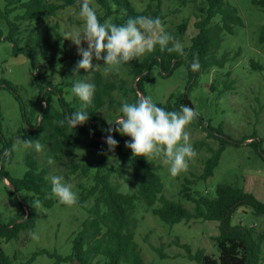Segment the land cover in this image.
Returning <instances> with one entry per match:
<instances>
[{"label":"rangeland","instance_id":"obj_1","mask_svg":"<svg viewBox=\"0 0 264 264\" xmlns=\"http://www.w3.org/2000/svg\"><path fill=\"white\" fill-rule=\"evenodd\" d=\"M130 1L137 11L144 10L148 4L156 5L154 0ZM161 2L166 14L162 24L164 29L173 28L183 20L189 21L186 35L180 41L184 47H187L189 38L196 33L193 27L196 11L192 4H186L177 11L176 0H161ZM225 3L237 9L244 24L234 27L231 35L222 34V42L216 51V56L220 57L224 53L230 55L229 61L223 68H211L200 74L191 89L190 85L193 81L189 80L187 70L182 65L169 77L161 76L158 69L153 68L143 83L144 96H150L156 106L165 105L171 95L175 99L181 94H188L193 109L198 113L197 117L204 120L205 127L208 126L206 132L197 126L195 121L186 126L185 131L189 133L190 143L197 153L189 160L187 171L173 177L170 175L169 165L163 163L162 155L154 156L149 160L145 158L157 169L164 196L172 202L180 203L188 210L191 209V204L179 195L182 185L185 180H191L201 174L204 161L210 156L208 148L217 149L222 140L230 143L224 146L212 176L206 180L194 181L188 186L189 191L214 197L217 185L231 184L251 193L264 204V163L259 151H254L248 146L253 140H257L260 149L264 151V12L254 7L251 0H225ZM90 6L97 13L99 12L94 0H90ZM16 13L21 11H16L13 15ZM217 21L218 18L215 19V22ZM83 25L84 21L79 17V9L70 8L57 12L54 18L43 22L23 21L21 23L23 37L29 34L33 36L37 30L42 36L41 47L35 55V69L32 71L25 57L13 56L10 44L0 41V83L5 81L10 86L16 87L30 110L38 95L32 80L37 75L45 76L49 82L62 89L68 102L82 107V102L72 93L74 78L70 77L72 68L80 57L77 55L76 46L71 40L64 39V34L81 32ZM0 30L3 35L6 34L7 28L4 22H0ZM54 31L65 41L64 45H57ZM144 56L146 54L138 60ZM93 63L97 61L94 60ZM96 71L104 80L122 88L113 91L111 104H106L98 112L100 122L96 124L95 129L103 135L105 131L102 130L109 127L107 120L115 121L120 116L119 109L124 102L133 103V94L130 93L129 88L134 82L128 74V64L108 73H105L103 67ZM93 72L86 73L82 69L80 79L91 83ZM226 81H232V86L229 90L222 91ZM212 82H214L213 89H211ZM53 101L55 102V98ZM0 113V131L12 150L11 162L2 163L7 175L14 179L21 178L27 169L25 157L30 156L42 161V167L47 170L49 177L62 176L63 182L70 184L78 197L75 205L66 206L53 196L55 201L53 207L39 208L42 216L36 221L31 232H20L16 239L9 242L0 240V253L10 259L15 257L14 264H73L63 258L70 255L72 239L81 230L88 216V209L95 202L94 198H90L79 205L80 191L93 185V177L98 169L100 173H105L119 165L117 148L114 152L107 151V159L100 165V155L84 147L77 149L70 158L53 154L41 143L42 150L39 152L34 148L25 149L17 145L16 140L17 137L29 139V129L22 122L17 101L6 89H0ZM114 133L120 138L118 146L121 152L132 157L131 150L125 147L126 140H122L125 136ZM207 133H210L211 137H207ZM235 142L239 145L232 144ZM49 158L53 161L52 164L48 163ZM123 176L120 177L113 172L110 181L121 194H134L136 185L132 180V169L129 164L125 166ZM49 182L51 183L50 179ZM13 192V188L6 180H0L2 224L17 219L22 213L20 196H14ZM19 195L26 196L25 193ZM133 218L135 220L133 241L145 263L196 264L185 257L183 249L177 246L176 239L179 240V244L188 245L192 251L198 249L212 258L218 256L213 240V237L219 234L218 221L193 220L167 225L155 217L151 208L140 200L135 202ZM230 226L252 227L255 231L264 234V215H255L249 208H239L232 215ZM33 233L39 236L38 240L32 239ZM154 248H161L165 257L161 258ZM261 248V264H264V240ZM97 260L100 264L103 263L101 258Z\"/></svg>","mask_w":264,"mask_h":264},{"label":"trees","instance_id":"obj_2","mask_svg":"<svg viewBox=\"0 0 264 264\" xmlns=\"http://www.w3.org/2000/svg\"><path fill=\"white\" fill-rule=\"evenodd\" d=\"M98 6L97 17L101 23L110 20L117 26L124 25L130 17L148 16L159 17L164 23L166 14L162 9L161 0L156 1L155 6L150 4L142 11H137L130 0H94ZM153 1V0H152ZM82 0H0V22H4L7 28L6 34L0 30V41L11 45L13 56L25 57L34 71L35 55L42 44L41 32L37 30L32 36L23 37L21 23L23 21L43 22L54 18L57 12L64 9H79ZM177 11L186 4H192L195 14L193 27L196 33L189 38V45L184 47V54L167 50L161 51L159 46L147 53L141 60L135 59L128 63V74L134 84L129 91L133 94V103L137 101V93L144 95L143 83L149 72L157 68L160 75L169 77L179 66H184L189 80L194 86L195 79L211 68H223L230 59L228 53L220 57L216 51L222 42V34H233L234 27L243 26V20L239 12L233 6L225 3V0H176ZM251 4L264 12V0H251ZM21 11V13H15ZM218 21L215 22V19ZM188 20H183L173 28L164 29L179 41L186 35ZM57 45H64L65 41L54 31ZM198 58L200 68L191 70V63ZM92 84L95 92L91 103L85 109L89 114L88 121L78 125L75 129L67 122L61 125L60 121L81 107L68 102L61 88L52 84L45 76L37 75L32 83L38 91L37 99L33 107L28 110L23 98L18 94L14 86L7 82L0 83V89L9 91L19 106L22 122L29 129V139L38 140L47 146L53 154H59L65 158L74 155L77 149L84 147L96 151L100 155L99 165L107 159V145L101 139L105 134L96 131V124L100 122L98 112L106 105L111 104L112 92L117 89L114 83L108 82L97 72H93ZM228 77V74H226ZM214 82L211 83L213 89ZM232 81L225 82L222 91L231 88ZM55 98V102L53 101ZM182 105L191 108L192 104L188 94H181L174 99L171 95L165 105H157L166 111H178ZM121 115V113H120ZM1 117V113H0ZM195 121L204 132L203 119L197 117ZM1 122V119H0ZM114 127V124H113ZM113 138L118 142L120 138L113 132ZM207 137H211L207 133ZM253 138V137H251ZM125 136L122 140H130ZM230 142L222 140L217 149L208 148L210 156L204 161L202 172L191 180H185L179 192L181 198L191 204L188 210L180 203L167 199L163 194V185L158 171L144 157H129L121 152L117 146L119 165L105 173L98 169L94 175L92 186L82 189L79 194L78 204L82 205L90 198H94V204L88 209V216L82 224L81 230L71 242L70 255L65 260L73 264H100L97 258L103 260L102 264H148L145 263L133 241L135 220L133 212L135 202L142 201L151 208L152 214L167 225L193 220L218 221L219 234L213 237L218 250L217 258L206 255L202 250L192 251L186 244H179L185 257L196 264H261V245L264 234L255 231L254 228L243 226H230L232 215L239 208H249L255 215H264V204L259 202L251 193L231 184H219L215 188V196L208 197L200 193H191L189 187L196 180H206L211 177L219 163L224 146ZM239 145V143H232ZM0 180H6L13 188V195L20 196L22 213L17 219L6 224L0 222V240L9 242L16 239L20 232H31L36 221L42 216L39 208L50 209L55 201L51 195V183L49 173L42 167V161L30 156L25 157L26 171L19 179L7 175L3 168V162L12 160L10 144L4 139L0 131ZM254 151H259L264 163V151L260 149L259 141L253 140L248 144ZM5 150H11V156L4 158ZM104 153V154H101ZM129 164L132 169V180L136 185L134 194H121L118 188L110 181L113 172L124 177L125 166ZM99 168V167H98ZM85 173V171H83ZM48 176V178H47ZM25 193L26 196L19 195ZM36 200L41 206L34 208ZM155 252L163 258L161 248H154ZM14 259L0 253V264H14ZM61 258H59L60 260ZM62 259V260H63Z\"/></svg>","mask_w":264,"mask_h":264},{"label":"clouds","instance_id":"obj_3","mask_svg":"<svg viewBox=\"0 0 264 264\" xmlns=\"http://www.w3.org/2000/svg\"><path fill=\"white\" fill-rule=\"evenodd\" d=\"M79 17L84 21L83 30L75 34L66 32L64 39L72 41L80 57L72 68L70 77L74 78L72 93L82 102V107L70 113L66 121H60L61 125L67 122L74 129L88 121L89 114L85 109L91 103L95 92L94 84L80 79L82 69L88 73L103 67L105 73L112 72L151 53L156 46H159L161 51L184 54V45L164 30L159 17L143 15L130 17L120 26L109 21L101 23L96 11L90 6V0H82ZM84 44L87 46L84 47ZM94 60L97 63L94 64ZM199 68V60L194 58L191 70L198 71ZM137 96L136 102L122 104L119 109L121 115L115 121L107 120L109 127L102 130L107 133L105 136L107 151L114 152L118 146V141L112 135L113 132H117L121 136L131 138L125 141V147L131 150L133 157H144L149 160L162 155L163 163L169 165V172L173 177L187 171L189 160L197 153L185 129L197 118L198 113L187 105H182L178 111H166L157 107L150 96H144L142 93H137ZM16 144L25 149L34 148L37 152L42 150L38 140L17 137ZM10 156L11 150H5L4 158ZM52 162L49 158L48 163ZM50 181L51 195L55 196L59 203L66 206L77 203V194L70 184L63 182L62 176L53 175ZM32 206L39 208L40 201L36 200ZM32 239L38 240L39 236L33 233Z\"/></svg>","mask_w":264,"mask_h":264}]
</instances>
